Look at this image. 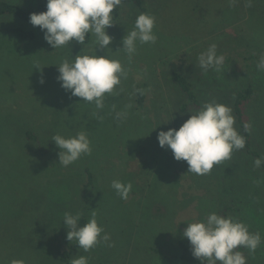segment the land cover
<instances>
[{
    "label": "rangeland",
    "instance_id": "374dc122",
    "mask_svg": "<svg viewBox=\"0 0 264 264\" xmlns=\"http://www.w3.org/2000/svg\"><path fill=\"white\" fill-rule=\"evenodd\" d=\"M5 1L28 9L39 0ZM140 13L156 17L157 40L137 42L129 56L119 48ZM112 21L106 29L112 37L107 54L120 61L127 75L105 94L104 107L97 109L94 102L75 106L79 98L66 93L56 79L57 65L63 60L92 53L93 34L90 46L65 45L58 53L46 43L40 28H34V39L22 40L7 28L29 25L15 16L0 15V117L13 114L12 129L0 128V264H32L33 254H26L31 247L40 251V264H45L42 249L51 254L54 236L64 247V214L82 210L87 219L95 211L98 224L110 236L87 252L72 241L73 258L84 255L88 264H188L178 259L176 243L182 240L191 248L183 236L187 223L203 220L211 212L231 216L248 225L249 232H259L261 244L255 252L246 248L242 254L246 264H264V71L257 69L264 58V0H144L142 8L122 4L119 17ZM213 43L224 64L220 71L205 72L197 57ZM95 54L105 55L106 50L97 47ZM173 71L187 78L200 103L189 112L205 102L232 109L238 90L253 91L241 111L244 125H251V149L257 154L233 151L230 159L213 166L206 187H195L193 179L203 175L187 172V162L174 159L172 151L157 141L158 131L178 128L190 115L177 109L184 96L170 79ZM140 80L147 81L149 88L144 106L138 109L134 84ZM117 113L126 116L116 128H100V142H110L98 146L92 121L100 117L107 124ZM232 115L234 126L241 130L233 109ZM68 116L86 120L68 133L86 131L91 153L65 167L48 133L55 134L50 120ZM26 127L36 130L46 157L23 138ZM257 158L262 159L260 167L254 166ZM87 170L93 184L84 201ZM114 180L131 183L127 199L111 187ZM20 228L28 232L32 244L14 240Z\"/></svg>",
    "mask_w": 264,
    "mask_h": 264
},
{
    "label": "clouds",
    "instance_id": "9594fccd",
    "mask_svg": "<svg viewBox=\"0 0 264 264\" xmlns=\"http://www.w3.org/2000/svg\"><path fill=\"white\" fill-rule=\"evenodd\" d=\"M122 4V0H46V10L29 14V22L39 26L43 38L53 49L69 46L71 41L83 44L86 35L95 36V48L90 54L76 55L74 59L63 60L57 65L56 77L60 87L70 96L81 98L85 102H94L97 109L104 107L106 93H112L121 78H126V71L117 59L107 54L112 37L106 29L113 24L111 13ZM156 17L151 13H140L132 30L122 37L123 51L131 56L135 53L137 42L155 43L157 36L153 29ZM97 47L106 50L105 55H96ZM216 44L209 45L197 59L200 68L207 72L210 68L220 71L224 64L223 55H217ZM41 66L38 68V70ZM257 69L264 71V58L257 63ZM43 78L40 83H43ZM189 112V111H188ZM190 115L178 128L169 127L157 132L160 147L169 148L176 160L187 162L188 171L197 175L210 173L213 166L231 158L232 152L245 147V139L236 129L232 109L222 103L205 102ZM126 113H117V118ZM251 125L245 123L244 128ZM51 140L59 149V163L67 167L82 155L91 153V142L86 131H79L74 136L56 134ZM262 159L254 160V166L260 167ZM111 187L121 199H127L131 183L112 181ZM80 213H65L62 221L67 228L66 239L75 241L84 252L101 242H108L110 236L104 233L98 224L95 211L88 221L80 225ZM104 233V235H101ZM191 246L194 258L207 264H246L245 256L234 251L238 247L255 252L261 244L259 232H249L248 225L209 213L205 219L187 223L183 231ZM111 246V244H109ZM21 264V262H16ZM70 264H88L84 255L74 257Z\"/></svg>",
    "mask_w": 264,
    "mask_h": 264
},
{
    "label": "trees",
    "instance_id": "16d2710c",
    "mask_svg": "<svg viewBox=\"0 0 264 264\" xmlns=\"http://www.w3.org/2000/svg\"><path fill=\"white\" fill-rule=\"evenodd\" d=\"M144 0H122V4H134L135 6L142 8ZM121 4V5H122ZM121 5L116 7L112 13V19H117L119 17L120 14V9H121ZM46 10V0H39L36 5H34L31 8L25 9L20 7L17 4L5 1V0H0V15H12L17 17L18 19L26 22L30 28L28 29H24L21 26H13V27H8L7 28V32L12 33L14 36L22 39V40H32L36 37L37 33L35 32L36 29L34 30V28H39V26H33L30 22H29V14L33 13V12H41V11H45ZM91 36L92 33L89 32L86 35V39L85 42L82 44H87V46L84 47H80V49L86 48L88 46H90L89 44L91 43ZM79 44L76 41H71L69 43V46H66L67 48L69 47V49H71L70 47H73ZM65 46H62L59 49L58 53H63L65 48ZM79 50V49H76ZM75 50V51H76ZM171 81L174 83V85L178 88V90L181 92V94L184 96V99L181 101V103H179L177 105V109L179 112H185V111H192L194 108H199V101L196 98L195 93L192 90V85L191 83L187 80V78L182 75L181 73H178L176 71H173L171 73L170 76ZM135 85V91H134V95H135V107L138 109H141L144 104H145V95L146 92L149 88V83L147 81H143L140 80L137 83L134 84ZM253 94L252 89L249 88H242L241 90H238L236 92V96H235V100L233 102V114L236 117V120L238 121L241 130H238L239 133L243 136V138L245 139V147L242 149L243 152L247 153V154H251V155H256L257 152L253 151L251 149V141H250V132L248 130H246L244 128V123L242 121V111H241V104L244 103L245 101H247ZM79 98V97H77ZM83 101L81 98H79V102L76 103L75 106H78L79 103ZM71 105V104H69ZM111 108V106H110ZM113 111V110H110ZM116 110H114L113 112H115ZM9 113V112H8ZM6 114V113H5ZM11 115L13 116V114L11 113ZM11 115L10 113L7 115H4L2 117H0V128H10L12 129V127L10 126V122L12 121L11 119ZM85 118L84 116H80ZM13 118V117H12ZM14 119V118H13ZM122 118H117V114H112V116L107 120V124H104L105 122H100V120H102V118L98 117L96 118L95 121H92V124L94 126V130H95V135L99 138V141L96 142V144H98V146L103 145L104 143H109L110 139L105 140L106 142L102 143L100 142V135L103 133V130H100L101 127H103V125H105L108 129L109 128H116L117 121L121 120ZM86 120L85 119H79V118H69L68 117H59L56 119H52L50 120V124H52L54 130H55V134H50V131L48 133V136H54L56 134H60V135H64L65 137H67L68 135H70V133H68L69 130H71L73 128V126L77 123V125H84V122ZM149 130V129H148ZM36 130H34L33 128H24L22 130V135L23 138L28 141L29 143H31V146L33 145L34 148L38 149L40 155L42 157H46L47 156V150L41 145L40 142V138L38 136L37 133H35ZM150 131V130H149ZM148 131V132H149ZM154 130H152L150 133H152ZM155 132V131H154ZM116 135H114V138ZM25 154L29 155L32 154L31 152H26L24 151ZM161 157L159 158L158 162L156 163L157 165L160 163ZM263 169H264V164L262 165ZM87 180L86 182L83 183L82 186V199L84 201H87L86 199V192L87 189L89 188L90 185L93 184L92 181V173L87 170ZM208 174L203 175L201 177H197L196 179H193V183L195 187H206V184L210 183V178L208 179ZM120 180V178H119ZM208 181V182H207ZM81 214V218H80V225L82 226L83 224H85L88 219H87V215L86 212L84 210H82L80 212ZM21 229V228H20ZM67 232V231H66ZM13 238L15 241L19 240H23V241H27L30 244H32L33 240L29 237L28 232H24L23 229H21L19 232H14ZM54 241H53V246L51 247V254L48 251H44L42 249V254L44 257V263L45 264H50V263H57V264H70V261L73 259L74 253H75V246L72 243V241H68L67 239L64 241V247L61 248V244L58 242V238L56 236L53 237ZM177 248L179 250V255L177 256L178 259L182 262H186L188 264H201V261L197 258H194L193 255L191 254V248L189 246H187L182 240H178L177 243ZM246 248L243 247H238L237 249H235L234 251H239L241 253H243L245 251ZM157 251V250H156ZM159 254H161L159 251H157ZM27 255H31L33 254L34 259H33V263L32 264H40V251H35L32 247L31 250L29 252L26 253ZM20 256V255H18ZM163 256V255H161ZM22 257V256H20ZM23 258V257H22ZM25 259V258H23ZM27 263V261H25ZM204 264H207L206 261H204Z\"/></svg>",
    "mask_w": 264,
    "mask_h": 264
}]
</instances>
